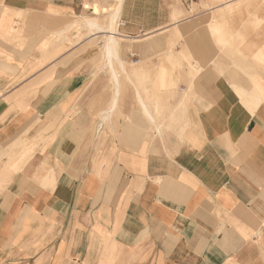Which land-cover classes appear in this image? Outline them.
Listing matches in <instances>:
<instances>
[{
    "label": "crops",
    "instance_id": "1",
    "mask_svg": "<svg viewBox=\"0 0 264 264\" xmlns=\"http://www.w3.org/2000/svg\"><path fill=\"white\" fill-rule=\"evenodd\" d=\"M173 1L123 0L120 48L107 51L102 31L83 25L80 38L73 27L89 0H0V264H43L48 252L49 264L80 253L82 264H264V61L254 62L264 33L244 57L230 46L221 62L197 13L185 17ZM177 25L195 28L177 35ZM175 36L197 62L169 79L176 97L162 99L184 116L178 144L131 76L166 69L162 56L176 62ZM120 73L130 75L129 117L117 120ZM137 101L151 138L139 131Z\"/></svg>",
    "mask_w": 264,
    "mask_h": 264
},
{
    "label": "rangeland",
    "instance_id": "2",
    "mask_svg": "<svg viewBox=\"0 0 264 264\" xmlns=\"http://www.w3.org/2000/svg\"><path fill=\"white\" fill-rule=\"evenodd\" d=\"M89 1L92 3L97 2L101 6L109 8H112L116 3V0ZM227 1H231V3L229 6L225 7L224 4ZM171 4H173L175 8H182L185 12V17H189L190 15H194L195 13H197V19L202 23L199 31L201 33L209 35L210 41L213 45V50L216 51L215 53H217L218 56L216 58L220 59L221 62L228 59V55H226V49L233 48L234 46H237L240 49V51L235 55H237L238 57H244V49H248V45L251 44L250 41L253 42V37L256 34L264 33V0H188V2H186L185 0H174ZM105 15L107 16V14L105 13L97 14L94 12V10H89L88 14L86 13L85 15L86 17L81 18L82 15H79V17L77 16L75 19L78 20H76L73 25V27L77 31V36L80 38L82 37L81 24L84 20H86L87 17L101 16V21H103L104 19H106ZM192 28L194 29L195 26H193ZM192 28L191 31L193 30ZM161 32L165 34L171 33L172 29L165 28L162 29ZM180 39L181 37L176 36L174 38H170L167 48V52L169 54H173L174 56H176V58H173V60H175L176 62H172V60L166 59L167 61L166 63H164L165 56H162L156 59L157 64L164 65V67L165 65H167L166 69L161 70V72H155L154 74H146L145 72H143L142 74L135 75L136 77L131 75L135 84L134 86L137 87L135 91L136 94L138 90L142 93L145 100L154 111V115L162 127L163 134H166L165 132H167L168 135H166V137L174 135L176 144L183 141L181 135L185 131L183 125L184 122L182 121L184 116L182 114V111L177 110V107L163 105L162 99L176 97V92H178V85H169L171 84V82H169V79L173 80L171 78H175L179 74V72L183 70L184 63L186 62V66L192 68L190 63H188L186 61V58L184 57L185 52H180L181 50H184V47L179 49L180 51L178 52L177 45L179 44ZM243 46L244 49L242 48ZM216 58H213L211 61L216 60ZM254 58H256V60L254 61L256 66L253 63L249 64V66H255L257 68L259 65L263 64V62H257L264 61V53L260 50L259 52L254 54ZM133 60L127 62L125 64L126 67L130 66L142 69L146 66V62L144 60H142V63L139 65H135ZM232 60L233 63L236 64V61L240 59ZM197 61L198 65H200L199 59H197ZM194 68L196 69V67ZM119 76L121 77V84L123 88H121L120 99L113 116V118L117 120L120 118L127 119V117H129V112L125 110L124 103L126 100L125 97H127L129 93V90L126 89V82L129 83L128 77L130 75L126 73H120ZM241 76L243 78H246L245 80L247 84L251 86L256 84L255 75L250 73H243V75ZM153 80L157 81V83L152 84L154 88L146 89L147 82H150L151 84ZM110 85L112 87L114 85L112 79L110 80V82L106 83L104 85L105 87L102 89L101 110L106 109L112 100L114 88H108V86ZM173 87L175 89H173ZM133 115L134 117H137V125L139 131L143 135L151 138L156 130L153 128L146 115L141 111V105L138 101L137 104L133 106ZM106 125L107 128L111 129V122H107ZM162 141L167 144L164 139H162ZM79 250H83L81 245ZM49 255L51 254L48 252L42 257V261H44L43 264H49ZM77 258L74 259V264H82L81 253Z\"/></svg>",
    "mask_w": 264,
    "mask_h": 264
},
{
    "label": "bare ground",
    "instance_id": "3",
    "mask_svg": "<svg viewBox=\"0 0 264 264\" xmlns=\"http://www.w3.org/2000/svg\"><path fill=\"white\" fill-rule=\"evenodd\" d=\"M122 2H123V0H116V3L113 5L112 8L101 6L97 2L96 3L94 2L92 4L87 3V2L85 3L86 7L94 10L95 13L107 14V16L105 15L106 19H104L103 21H101V16L100 17L89 16L81 24V28L86 26L90 33L97 32V31L103 32L102 34H103L104 39H105L103 48L107 51H113V50H117L120 48L119 38L117 37L119 34L117 26H118V22H119V16H120ZM230 3H231V1H227V2H225L224 6L227 7L230 5ZM90 6H92V7H90ZM84 17H86V16H84ZM15 24H17V21L15 22ZM177 26H179V25H177ZM177 26L175 28V34H177V35H182L184 33L187 34L191 31V28L193 27L191 25H187V26L180 25L179 27H177ZM66 32H67V28L58 31L57 32V38L58 39H65ZM192 57L193 56L187 55L186 59L188 60V62L193 67H195L196 61ZM236 91H237L238 95L241 96L242 98L247 94L246 91H244L240 88H237Z\"/></svg>",
    "mask_w": 264,
    "mask_h": 264
},
{
    "label": "built area",
    "instance_id": "4",
    "mask_svg": "<svg viewBox=\"0 0 264 264\" xmlns=\"http://www.w3.org/2000/svg\"><path fill=\"white\" fill-rule=\"evenodd\" d=\"M131 57L135 60V61H140L139 57H136V54H131Z\"/></svg>",
    "mask_w": 264,
    "mask_h": 264
}]
</instances>
